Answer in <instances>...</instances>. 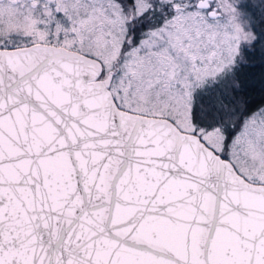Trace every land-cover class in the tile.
I'll return each instance as SVG.
<instances>
[{
  "label": "snow or ice",
  "instance_id": "6c2138e0",
  "mask_svg": "<svg viewBox=\"0 0 264 264\" xmlns=\"http://www.w3.org/2000/svg\"><path fill=\"white\" fill-rule=\"evenodd\" d=\"M264 0H0V264H264Z\"/></svg>",
  "mask_w": 264,
  "mask_h": 264
},
{
  "label": "trees",
  "instance_id": "16d2710c",
  "mask_svg": "<svg viewBox=\"0 0 264 264\" xmlns=\"http://www.w3.org/2000/svg\"><path fill=\"white\" fill-rule=\"evenodd\" d=\"M251 100L254 102V105L255 104H259V103H264V97H262L260 94H254L252 97H251Z\"/></svg>",
  "mask_w": 264,
  "mask_h": 264
}]
</instances>
